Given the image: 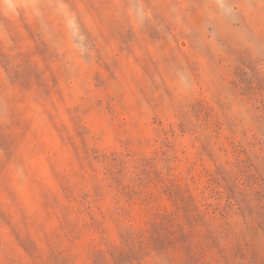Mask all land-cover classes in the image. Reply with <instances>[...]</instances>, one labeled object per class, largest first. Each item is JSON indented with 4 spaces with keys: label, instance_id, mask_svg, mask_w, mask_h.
Here are the masks:
<instances>
[{
    "label": "rangeland",
    "instance_id": "rangeland-1",
    "mask_svg": "<svg viewBox=\"0 0 264 264\" xmlns=\"http://www.w3.org/2000/svg\"><path fill=\"white\" fill-rule=\"evenodd\" d=\"M0 264H264V0H0Z\"/></svg>",
    "mask_w": 264,
    "mask_h": 264
}]
</instances>
